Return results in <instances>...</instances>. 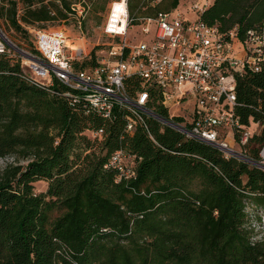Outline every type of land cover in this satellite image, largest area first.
Here are the masks:
<instances>
[{"label":"trees","instance_id":"1","mask_svg":"<svg viewBox=\"0 0 264 264\" xmlns=\"http://www.w3.org/2000/svg\"><path fill=\"white\" fill-rule=\"evenodd\" d=\"M77 2L0 0V19L32 48L27 25L66 21ZM129 9L157 12L142 0ZM200 16L244 30L264 19V0H212ZM237 75L242 121L264 125V64ZM137 86L127 82L133 93ZM66 88L29 81L19 57L0 53V158L11 159L0 171V264H264V170L151 116L128 131L129 109L117 106L109 119L53 91ZM151 104L168 115L159 95ZM263 142L264 127L249 152L257 157ZM117 149L134 155L131 174L105 166ZM44 179L47 190L35 191Z\"/></svg>","mask_w":264,"mask_h":264},{"label":"built area","instance_id":"2","mask_svg":"<svg viewBox=\"0 0 264 264\" xmlns=\"http://www.w3.org/2000/svg\"><path fill=\"white\" fill-rule=\"evenodd\" d=\"M211 2H195L192 9L203 13ZM91 5L90 0L72 4L74 12L70 14L76 17L79 28ZM200 15L188 20L182 11L159 10L154 15L134 16L129 0H112L102 25L111 37L106 44L88 50L62 28L29 26L34 46L24 48L0 28V53L19 57L25 77L37 85L53 86L56 81L64 84V91H53L64 95L72 105L83 102L109 119L117 106L129 109L133 115L127 119L128 131H133L138 122L146 125L144 115L151 116L185 138L219 148L226 158L235 157L264 170V142L257 157L248 150L251 137L261 132L263 122L253 116L248 122L242 121L236 92L237 74L263 67L264 19L244 30L236 24L221 31ZM137 20L144 22V34H150L155 26L154 36L139 44L127 38L129 27ZM82 61L87 65L77 67ZM129 80L132 85L139 84L134 93L127 87ZM158 95L168 115L152 106ZM189 100L193 104L184 114L171 115L170 101L181 105ZM253 125L258 129L252 130ZM103 131L99 128L92 134ZM149 135L157 142L152 133ZM133 160L132 153L117 149L105 166L129 175Z\"/></svg>","mask_w":264,"mask_h":264},{"label":"rangeland","instance_id":"3","mask_svg":"<svg viewBox=\"0 0 264 264\" xmlns=\"http://www.w3.org/2000/svg\"><path fill=\"white\" fill-rule=\"evenodd\" d=\"M94 4L92 6V9L88 12V14L85 16V18L82 19V27L79 28V23L76 22V19L72 16L68 20L63 21L59 18H56L54 20H48L43 22H36L34 24H29L27 26H30L32 28L34 27H46V28H62L64 29L69 36L74 39L75 42L81 43L82 45H85L88 50H93L92 47H95L97 45H103L106 44L111 40V37L104 32V29L102 27L103 22L106 17V10L107 6L109 5L110 0H94ZM199 3L202 4L203 0H179V4L176 8H168L169 0H142V9L145 11H151L156 12L160 9H167L172 10L174 13L176 11H182V13L185 15V17L188 20H195L198 18L201 12L198 10H193L192 5L193 3ZM105 4V5H103ZM97 5V6H96ZM21 11L23 10L22 4H20ZM104 8V9H102ZM142 20H137L134 22V26H130L128 29V35L127 38L129 41L139 44L143 40H150L155 33V26L151 27V33L150 34H144L141 31V28L143 26ZM0 24L2 29L5 31V33L10 36L11 40H13L15 43H17L19 46L24 48H31V43L29 44V40H27L25 37L26 35L24 33H20L16 31L14 28L10 27L6 21L0 19ZM83 30V32H81ZM80 37L81 39H78ZM33 39V37H32ZM170 106V113L171 115L176 114H184L186 108L190 107L193 104V101H184L183 104H176L173 101L169 102ZM258 127L253 125L252 130H257ZM11 159L7 158H0V171L5 167L6 163L9 162ZM23 163H25V160H22ZM35 191L37 192H45L48 187V181L47 180H37L34 182ZM249 209H252L249 207ZM253 224H255L256 230L259 228L257 224V220L253 221ZM256 238L261 236V233L255 234Z\"/></svg>","mask_w":264,"mask_h":264}]
</instances>
